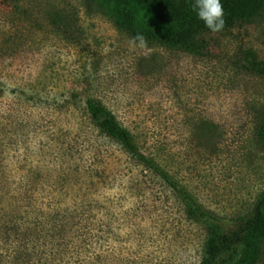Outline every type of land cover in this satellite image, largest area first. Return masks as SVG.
I'll use <instances>...</instances> for the list:
<instances>
[{
    "label": "rangeland",
    "instance_id": "374dc122",
    "mask_svg": "<svg viewBox=\"0 0 264 264\" xmlns=\"http://www.w3.org/2000/svg\"><path fill=\"white\" fill-rule=\"evenodd\" d=\"M133 38L94 0H0V264H201L208 228L88 99L222 218L264 192V11L200 54Z\"/></svg>",
    "mask_w": 264,
    "mask_h": 264
},
{
    "label": "trees",
    "instance_id": "16d2710c",
    "mask_svg": "<svg viewBox=\"0 0 264 264\" xmlns=\"http://www.w3.org/2000/svg\"><path fill=\"white\" fill-rule=\"evenodd\" d=\"M117 24L133 37L143 35L171 49L200 54L204 44L200 36L209 33L192 11L193 0H94ZM225 26L222 31L239 23L253 21L264 11V0H221ZM248 58L252 71L263 73L262 64L254 53ZM90 118L108 137L162 179L185 206L190 218L205 225L201 264H260L264 258V192L246 214L224 219L205 207L178 179L143 153L133 134L104 106L93 99L86 101ZM264 141V120L260 129Z\"/></svg>",
    "mask_w": 264,
    "mask_h": 264
},
{
    "label": "clouds",
    "instance_id": "9594fccd",
    "mask_svg": "<svg viewBox=\"0 0 264 264\" xmlns=\"http://www.w3.org/2000/svg\"><path fill=\"white\" fill-rule=\"evenodd\" d=\"M192 11L198 20L202 21L204 26L211 32L222 31L225 26L224 10L221 0H193L191 5ZM139 46L146 45L143 35H137L133 38L132 43Z\"/></svg>",
    "mask_w": 264,
    "mask_h": 264
}]
</instances>
